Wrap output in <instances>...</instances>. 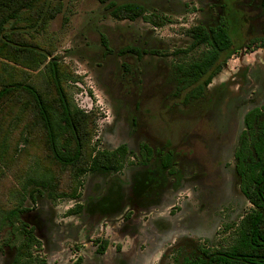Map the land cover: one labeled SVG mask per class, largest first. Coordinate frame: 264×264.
I'll list each match as a JSON object with an SVG mask.
<instances>
[{
	"label": "rangeland",
	"instance_id": "obj_1",
	"mask_svg": "<svg viewBox=\"0 0 264 264\" xmlns=\"http://www.w3.org/2000/svg\"><path fill=\"white\" fill-rule=\"evenodd\" d=\"M110 2L141 4L146 18L161 16L166 25L156 27L145 18L118 21L98 0H63L56 17L29 37L53 54L40 70L46 75L47 64L57 59L68 96L80 109L97 116L93 139L97 150L111 151L118 133L121 138L129 128L136 130L135 119L137 127L152 139L154 149L166 145L182 153L178 168L187 182L177 188L165 175L163 186L143 196L133 195L131 167H127L117 177L111 173L85 175L80 199H52L49 191L38 188L34 181L53 178L65 187L68 173L60 171L50 158L40 128L25 132L26 113L19 109L24 117L14 114L7 119L6 111L0 160V264H12L15 257V250L6 243L11 227L3 225L1 218L18 208L25 210L22 220L43 242L47 264H72L77 258L70 254L72 248H82L96 239L111 240L114 249L120 246L122 250L131 231L141 234L139 245L145 256L162 239L157 236L152 240V235L158 234L155 225L160 232L167 230L164 242L171 239L165 244L169 248L165 261L160 263L182 264L197 257L200 247L228 246L234 232L231 228L252 208L240 189L233 155L244 127L243 117L253 106L264 104V49L245 46L250 38L264 34L262 0ZM232 10L242 20L240 37L234 38L237 52L213 79L206 96L185 104L187 91L181 89L176 67L200 59L206 50L201 47L186 52L192 39L185 30L195 25L215 26ZM127 47L165 55L122 54ZM41 74L0 58V87L3 79L34 82ZM17 116L21 120L16 123L13 117ZM222 133L227 136L221 140ZM129 157L136 160L133 154ZM116 193L119 200L114 210L120 214L107 219L109 222L101 221L100 226L89 222L109 210L101 203L113 208L111 198ZM78 204L83 212L67 216ZM109 225V233L102 230ZM115 262L111 255L102 264ZM137 264L148 262L141 258Z\"/></svg>",
	"mask_w": 264,
	"mask_h": 264
},
{
	"label": "trees",
	"instance_id": "obj_2",
	"mask_svg": "<svg viewBox=\"0 0 264 264\" xmlns=\"http://www.w3.org/2000/svg\"><path fill=\"white\" fill-rule=\"evenodd\" d=\"M98 1L106 4L112 17L118 21L148 19L146 8L141 4L118 5L110 0ZM62 3L63 0H0V58L42 73V77L34 82L3 79L0 87V160L4 151L1 150L2 139L6 134L5 112L8 111L7 119H12L14 114L24 117L25 114L18 111L22 109L26 113L25 132L40 128L50 158L60 171L68 173L65 187L57 184L53 178L34 183L38 188L48 190L52 199L77 200L82 197V178L85 175L122 171L127 151L97 150L93 144L97 116L94 112L86 113L80 109L68 96L57 59L53 58L47 64L46 75L45 71L40 70L53 54L43 50L29 37H32V32L44 29L56 17ZM164 19L154 15L148 20L156 27H163L166 25ZM241 23L240 14L232 10L228 18H222L216 26L195 25L185 30V34L192 39L186 52L206 48L200 59L176 67L181 89L187 91L185 104L206 96L213 79L222 72L228 59L236 54L234 38L240 37L237 33ZM104 43L111 51L108 43ZM255 45L264 49V35L252 37L245 43L248 49H253ZM129 52L142 55L136 48L121 51L122 54ZM153 53L159 54L156 51ZM20 116L13 117L16 123L18 119L21 120ZM152 157L150 152L148 160ZM178 159L179 155L172 152L162 156L159 166L161 174L164 175L167 170L180 181L176 167ZM236 159L240 189L252 208L231 228L234 232L228 246L217 249L200 247L197 257L186 259L183 264H264V106L254 107L246 114L245 131ZM82 210L83 206L78 204L67 212V216L80 214ZM24 212L22 208L14 209L1 218L3 225L11 227V235L6 243L15 250L12 264H47V257L43 254L44 244L35 229L22 220ZM109 244L108 240L94 241L100 254L106 253ZM81 262L79 259L74 264Z\"/></svg>",
	"mask_w": 264,
	"mask_h": 264
},
{
	"label": "flooded vegetation",
	"instance_id": "obj_3",
	"mask_svg": "<svg viewBox=\"0 0 264 264\" xmlns=\"http://www.w3.org/2000/svg\"><path fill=\"white\" fill-rule=\"evenodd\" d=\"M261 7H262V3H261ZM263 11H264V9H263ZM203 26H205V25H203ZM128 48H136L140 52H142L141 56H139L137 54L138 57H143L144 55H151V54L152 55H156V54L153 53L152 50H140L137 47H127V48H124V49H128ZM129 53H134V52H129ZM262 106H264V104L255 105L251 109H253L254 107H262ZM246 114H245V116H246ZM245 116L243 117L244 127H243V130H242V132L240 134V137L238 139V144H237V147H236L237 149L239 147L241 136H242L243 132L245 131ZM133 123H134L133 125H135V127H136V130L131 132V130L129 128L127 133H126V136H124V137L122 136L121 138L119 137V133H118L117 142L113 145V149L111 150L112 152L113 151H117V150H121V149L127 151V160H126V163H125V167L123 168L122 171H120L118 173H111V174H114L115 177H117V175L120 174L121 172H123L127 167H131L130 177L129 178H131L130 182H132L131 189H132V191L134 193L133 195L143 196L149 190H151L153 188H156V187L163 186L165 183H167L166 180H163V177L165 178V175L168 177V179L171 178V179L174 180V186L175 187L179 188L181 185L183 186V184H185L187 182V177H186L185 173L183 171H181V169L178 168V160L181 158L182 153L180 151H173V150H171L169 148V146L166 147V145L162 146L160 149H154L152 147V144H153L152 139H150V137L145 133L144 130H142L140 127L139 128L137 127L138 125L135 122V119H134ZM225 136H227V135H224L222 133L221 140ZM221 144H223V143H221ZM237 149L235 150L233 157H234V160H235V171H236V174L238 176V173H237V170H236V160H237L236 159V152H237ZM150 152H152L153 157H152V159L148 160ZM169 152L177 153L179 155V159L176 162V167H177L178 172H179V174L181 176L180 181L178 180L177 176H175V175L171 176L169 174V171H167V170L165 171L164 175H162L161 172L159 171L160 170L159 166L161 164L162 156H164L165 154H167ZM130 154H133V155L136 156V160H134L135 162L133 160H130V157H129ZM154 160H155V163H154ZM151 165H156V166L152 167ZM155 170H157V173L155 172ZM131 174H133V175L131 176ZM239 179H240V177H239ZM115 182L118 183V178H115ZM177 190H179V189H176V191ZM111 191H113V190H111ZM116 195H117V193L115 194L114 198L113 197L111 198L113 208L110 207L111 205L110 206H108V205L106 206L104 203H101V205H103L102 206L103 209H106V210L109 209V210H107V211H105L103 213L101 218L106 219L107 217L105 215H109L110 218H108V219H111V218L114 217L115 214L121 212L120 210H114V209H116V207H117L116 204H117V202L119 200L116 197ZM82 212H83V210H82ZM162 221L165 222V220H162ZM104 227H107V226H104ZM155 228H156V230L158 232V234L155 233V235L162 236L161 240H165V238L163 236H164V234H166L167 230L161 229V232H160L157 225H155ZM157 240L159 241V239H157ZM94 241L95 240H91L90 243L95 248V254L96 255L90 261L92 262V264H99V260H100L99 257L105 255L106 253L100 254L98 252V246L94 245ZM108 241L110 243L111 240H108ZM109 247H110V244H109ZM109 247H108V249H109ZM116 250L118 252H121V250L119 249V246H116ZM168 250H169V248L167 249V251ZM70 254H75V256L77 257V258H75V260H74V262L72 264L78 262L79 259L82 260L81 264H90L87 260H86L87 263H85L86 253L84 252V247L83 246H82V248H80L78 245H76L75 247L72 248ZM165 255H167V252H165L162 255V259H160L157 262V264H161L160 262L165 261ZM197 255H198V253H197ZM189 259H191V258H189ZM115 264H137V263H135L134 260L130 261V260H126V259L125 260L117 259Z\"/></svg>",
	"mask_w": 264,
	"mask_h": 264
},
{
	"label": "crops",
	"instance_id": "obj_4",
	"mask_svg": "<svg viewBox=\"0 0 264 264\" xmlns=\"http://www.w3.org/2000/svg\"><path fill=\"white\" fill-rule=\"evenodd\" d=\"M105 216L107 217L106 219H103V218H101V216H98L96 221L94 219H92V220L89 219V222H92L93 225L96 224V225L100 226L101 221L107 220L108 218H110L109 215H105ZM111 228H112V225H109L107 227L103 226L102 230L107 231V233H109ZM134 232L132 233V231H131V233H129L130 237H128L126 240V243L128 245L123 246L121 252H118L116 249H114L113 243L111 242V245H110L109 249L107 250L106 254L99 257L100 258L99 264H102V261L107 260L108 256H111V255H113L116 260L117 259H123V260L126 259V260H130V261L134 260L135 263H137V261H139L141 258L146 259V262H148V264H154V262H158L160 259H162V255L165 252H167V249H168V247L167 248L165 247V244H167L166 242H169L171 239L169 240L167 237L165 242L163 240H161V242L155 247V249L153 251H151L149 254H147L145 256H142L141 248L139 245L141 234L136 233V232L134 233ZM152 236H153L152 240L154 239V237H157V235H155V234ZM172 239L174 241V237ZM90 248H91V250H90ZM119 249H120V246H119ZM84 252L86 253L85 263H87L86 260L87 261L92 260V258H94L96 255L95 254V248L91 245V243H89V244L85 243L84 244ZM137 254L139 255V257L138 258L134 257V255L136 256Z\"/></svg>",
	"mask_w": 264,
	"mask_h": 264
}]
</instances>
